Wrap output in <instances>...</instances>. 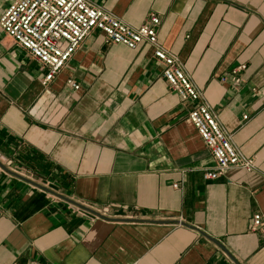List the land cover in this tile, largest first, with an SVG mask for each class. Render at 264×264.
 I'll list each match as a JSON object with an SVG mask.
<instances>
[{
    "label": "crops",
    "instance_id": "crops-1",
    "mask_svg": "<svg viewBox=\"0 0 264 264\" xmlns=\"http://www.w3.org/2000/svg\"><path fill=\"white\" fill-rule=\"evenodd\" d=\"M93 1L133 26L159 16L158 42L255 169L203 178L214 160L187 118L193 103L146 43L129 49L93 29L44 86L46 70L0 29V163L108 210L76 214L0 166V264H264V234L250 229L254 214L264 221V0Z\"/></svg>",
    "mask_w": 264,
    "mask_h": 264
},
{
    "label": "built area",
    "instance_id": "built-area-1",
    "mask_svg": "<svg viewBox=\"0 0 264 264\" xmlns=\"http://www.w3.org/2000/svg\"><path fill=\"white\" fill-rule=\"evenodd\" d=\"M159 23V16L151 13L140 25L133 26L93 0H11L0 15L2 32L46 70L41 79L44 86L67 64L93 29L101 31L105 42L122 44L129 49L146 43L155 59L163 65L162 77L170 89L181 102L193 103L187 118L214 160L212 168L204 171L203 178L216 179L232 168L254 170V160L240 151L231 134L220 125L212 107L203 100L201 89L185 71L180 57L158 42ZM245 68V64H240L226 75L237 84L239 73ZM226 75L220 80L225 81L228 78ZM66 83L74 90L79 88L71 78ZM70 206L76 214L89 215L76 206ZM96 211L104 216L108 214L107 209ZM89 218L94 220L98 217L91 214ZM250 229L264 234V221L260 214L252 216Z\"/></svg>",
    "mask_w": 264,
    "mask_h": 264
},
{
    "label": "water",
    "instance_id": "water-1",
    "mask_svg": "<svg viewBox=\"0 0 264 264\" xmlns=\"http://www.w3.org/2000/svg\"><path fill=\"white\" fill-rule=\"evenodd\" d=\"M0 166H1L3 169H5L7 172H9V173H11V174H13V175H15V176H17V177H19V178L25 180V181H28V182H30V183H32V184H35V185H37V186H39V187L44 188L45 190H47V191H49V192L55 194L57 197L63 198L65 201H67V202L70 203L71 205L76 206V207H78L79 209H81V210H83V211H85V212L91 213L92 215H95V216H97L98 218H106L104 215L100 214V213H99L98 211H96L95 209H92V208L88 207L87 205H84V204H82V203H79L78 201H75L74 199L69 198V197H66V196H64V195L54 193V192L50 191L49 189H46L45 187H43V186H41V185L35 183L34 181L29 180L28 178L24 177L23 175H21V174H19V173H17V172H14V171L9 170L7 167L3 166V164H1V163H0ZM183 223H184V222H183ZM184 224H186V223H184ZM186 225H187V224H186ZM189 226H190V225H189ZM198 231L201 232L200 230H198Z\"/></svg>",
    "mask_w": 264,
    "mask_h": 264
},
{
    "label": "rangeland",
    "instance_id": "rangeland-1",
    "mask_svg": "<svg viewBox=\"0 0 264 264\" xmlns=\"http://www.w3.org/2000/svg\"><path fill=\"white\" fill-rule=\"evenodd\" d=\"M69 210L71 211V206L69 205ZM114 215L118 216V215H123L124 213L122 212H114Z\"/></svg>",
    "mask_w": 264,
    "mask_h": 264
}]
</instances>
